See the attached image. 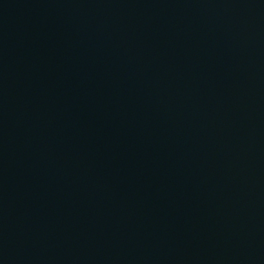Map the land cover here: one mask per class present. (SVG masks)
I'll use <instances>...</instances> for the list:
<instances>
[{"label": "water", "instance_id": "95a60500", "mask_svg": "<svg viewBox=\"0 0 264 264\" xmlns=\"http://www.w3.org/2000/svg\"><path fill=\"white\" fill-rule=\"evenodd\" d=\"M0 264H264V0H0Z\"/></svg>", "mask_w": 264, "mask_h": 264}]
</instances>
